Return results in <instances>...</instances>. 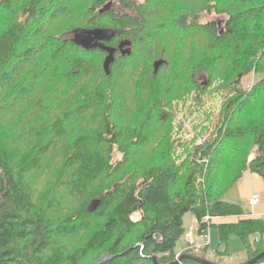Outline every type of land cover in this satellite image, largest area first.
Segmentation results:
<instances>
[{
	"label": "trees",
	"instance_id": "trees-1",
	"mask_svg": "<svg viewBox=\"0 0 264 264\" xmlns=\"http://www.w3.org/2000/svg\"><path fill=\"white\" fill-rule=\"evenodd\" d=\"M105 3L0 0V98L15 102L20 124L47 114L22 130L0 123V264H93L106 253L99 264H168L188 211L199 232L203 216H236L211 225L251 259L264 250V218L222 195L247 170L264 182V0H121L134 14H99ZM204 13L226 19L201 23ZM97 27L115 32L109 74L106 52L70 39ZM213 84L223 101L212 135L184 144L180 160L173 102L200 101ZM23 136L44 138L28 152L17 149ZM195 249L181 253L205 258Z\"/></svg>",
	"mask_w": 264,
	"mask_h": 264
},
{
	"label": "rangeland",
	"instance_id": "rangeland-1",
	"mask_svg": "<svg viewBox=\"0 0 264 264\" xmlns=\"http://www.w3.org/2000/svg\"><path fill=\"white\" fill-rule=\"evenodd\" d=\"M112 2L111 8L115 12L119 13H131L134 14L133 11H130L129 9L125 8L121 4V0H105V2ZM138 4H141L144 2V0H132ZM105 3V4H106ZM102 8V7H101ZM226 19V16L223 15H216V14H201L199 21L201 23H206L212 20L221 21L223 22ZM73 34H71L70 39L72 38ZM140 51H137V53ZM144 56V54H143ZM145 60V57H143ZM152 61V65H153ZM124 68V67H123ZM106 74V73H105ZM203 80V83H205V86L207 85L206 78L201 77ZM252 75L246 76L242 80V85L244 88H248L252 83ZM201 80V79H200ZM206 80V81H205ZM70 86V85H69ZM217 86L216 84H213L208 91H205L203 94H198L200 101H197L196 98L197 95L195 92H192L183 98L178 99V101L173 102V108L172 111L174 113V119L172 122V138H175V155L179 156L180 160L185 158L186 156V149L184 148L186 145L191 147L192 145L200 144L205 139H209L212 135V132L214 130V124L217 120V116L223 101L222 94L217 93V91L213 92L212 89ZM70 87L65 89V91L70 94L69 92ZM77 95H81V93L78 92ZM82 95L77 97L76 101L79 102V104L87 103ZM0 105L3 108V112L0 114V123H4L3 121H8L11 125L6 126L12 130H22L23 127H26L30 124H38L41 123L44 119L46 120V113L42 111L41 113H37L35 116H27L25 115L22 119L23 122L20 124L18 121L19 115L12 114L14 109L15 102H11L10 100H3V98H0ZM51 99V98H50ZM49 99V100H50ZM11 105H10V104ZM46 104V103H45ZM34 105V102H27L23 103L20 107V110L23 108L27 109L28 106ZM13 106V107H12ZM29 106V107H30ZM27 111V110H25ZM16 115V116H15ZM35 120V122L33 121ZM44 120V121H45ZM32 122V123H30ZM8 131V130H7ZM9 132V131H8ZM72 128H69V134H71ZM32 139H30L28 142L25 136L22 137V140H24V143H20L19 147L21 150L30 151L31 148H33V144L39 143L44 137H36L34 138L31 136ZM17 138H11L12 141L17 140ZM185 144V146H184ZM248 171V170H247ZM245 172V171H244ZM250 172V171H248ZM254 176H256L259 180L262 181V185H259V187L254 184L252 186V183L249 182L248 178L239 184L237 181L235 184H233L229 189H227L223 195L222 199L225 201H230L233 203H237L241 207H246L248 197L246 198L245 195L253 189L257 190L259 189V195L262 199H264V182L262 178L256 174L253 173ZM263 191V192H261ZM246 193V194H245ZM251 195L249 196L250 199ZM62 200V199H61ZM217 220H213V224ZM183 227L184 231L181 235L179 241L176 244L175 249L180 252L185 249L187 246V240L192 239L195 241L196 244H205L206 246H200L197 249L193 250L194 253H203V256L216 264H241L246 261L247 254L245 252L244 246L240 240V238L235 234H230L228 239L226 241L220 240V234L219 230L216 227V225H211L208 239L203 238V235L196 229V220L192 214L191 211L186 212L183 215ZM253 238V237H252ZM205 247V248H204ZM200 248V250H198ZM217 248L220 253L217 252Z\"/></svg>",
	"mask_w": 264,
	"mask_h": 264
},
{
	"label": "water",
	"instance_id": "water-1",
	"mask_svg": "<svg viewBox=\"0 0 264 264\" xmlns=\"http://www.w3.org/2000/svg\"><path fill=\"white\" fill-rule=\"evenodd\" d=\"M112 2H107L102 6V8L99 10V14H103L111 9ZM115 36L114 30L108 29V28H89V29H81V30H75L73 32V36L71 38V41L85 49V50H91V49H100L106 52V56L103 60V69L106 74H109L110 72V65L114 61V54L116 52V48L111 47L106 44V42H109L112 40V38ZM125 45H130V42L128 41H122L118 49L121 52L122 55L124 54H130V48H124ZM163 64V60H156L153 62V72L154 74L157 72L159 67ZM98 206V201L96 200L94 204L89 208V211H93ZM262 257H264V250L257 254L256 256L252 257L251 259L241 263V264H255L257 263ZM110 258V256L106 253L100 258H98L93 264H99L102 261ZM153 264H159L155 257H151ZM182 260H192L199 264H216L212 261L207 260L206 258L200 257L198 255L192 254V253H181L178 255V257L168 264H178Z\"/></svg>",
	"mask_w": 264,
	"mask_h": 264
},
{
	"label": "crops",
	"instance_id": "crops-1",
	"mask_svg": "<svg viewBox=\"0 0 264 264\" xmlns=\"http://www.w3.org/2000/svg\"><path fill=\"white\" fill-rule=\"evenodd\" d=\"M246 177L248 178L249 182L252 183V186L254 184H256L257 187H259V185H262V181L259 180L256 176H254V174L252 172H248V171H245L243 172L242 174V177L241 179L238 181L239 184H241L245 179ZM259 189L262 190L261 186L260 188H258L257 190L253 189L248 193V196L247 194L245 195V197L247 198L248 197V200H249V196L253 195V194H258L257 192H259ZM264 191V189H263ZM261 191V192H263ZM224 200V199H223ZM229 203H233V202H230V201H227ZM234 204H237V203H234ZM243 212H244V216H251V217H259V218H264V199H262L259 195V202L255 205V206H251L249 204V201L247 202V206L244 208V207H241ZM214 220H217L214 224H219V223H227V222H234L237 220V217L236 216H229V217H218ZM260 264H264V262L260 263Z\"/></svg>",
	"mask_w": 264,
	"mask_h": 264
},
{
	"label": "built area",
	"instance_id": "built-area-1",
	"mask_svg": "<svg viewBox=\"0 0 264 264\" xmlns=\"http://www.w3.org/2000/svg\"><path fill=\"white\" fill-rule=\"evenodd\" d=\"M259 202V195L258 194H253L250 199H249V204L253 207L255 206L257 203ZM218 217H212V216H204L202 221H201V224H208L209 227H205V228H201L200 230V233L203 235V238L205 239H208V236H209V231H210V225L213 224V220L216 219ZM201 245H205V244H201ZM201 245L199 244H196L195 241H193L191 238L187 240V246L185 247V250L186 249H194V248H198L200 247ZM183 252V251H180L178 252V254L176 255V258L178 257V255Z\"/></svg>",
	"mask_w": 264,
	"mask_h": 264
},
{
	"label": "bare ground",
	"instance_id": "bare-ground-1",
	"mask_svg": "<svg viewBox=\"0 0 264 264\" xmlns=\"http://www.w3.org/2000/svg\"><path fill=\"white\" fill-rule=\"evenodd\" d=\"M207 216V215H206ZM204 217V216H203ZM203 217L201 218V221H202V219H203ZM202 226H203V228H205V227H209V225L208 224H206V223H204V224H202ZM211 228V227H210ZM202 246H206V245H202Z\"/></svg>",
	"mask_w": 264,
	"mask_h": 264
}]
</instances>
